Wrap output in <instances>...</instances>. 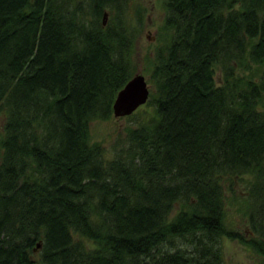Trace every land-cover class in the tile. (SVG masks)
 <instances>
[{"label": "trees", "instance_id": "16d2710c", "mask_svg": "<svg viewBox=\"0 0 264 264\" xmlns=\"http://www.w3.org/2000/svg\"><path fill=\"white\" fill-rule=\"evenodd\" d=\"M127 2L0 0V264H228L225 236L264 264V0H164L150 116L107 159L89 123L138 68Z\"/></svg>", "mask_w": 264, "mask_h": 264}, {"label": "rangeland", "instance_id": "374dc122", "mask_svg": "<svg viewBox=\"0 0 264 264\" xmlns=\"http://www.w3.org/2000/svg\"><path fill=\"white\" fill-rule=\"evenodd\" d=\"M127 3L128 11L131 12L132 16H136V19L132 21V36L134 43L133 53L138 68L132 76L135 73L144 75L147 84L150 86L149 89L151 90L153 85V83H151V75L153 73L154 52L157 46L160 44L163 45L168 38L167 34H165L166 32L159 33V26L162 23L165 13L164 0H128ZM140 14L141 23H138L137 17L140 16ZM103 15L104 17L102 21L103 26H105L107 21V11H104ZM224 67V64L214 66V76L217 82H222L221 78L224 76ZM255 68L256 66L254 64H251L252 70L234 67L233 75L249 78V76L256 75V71H253ZM145 103L148 102L146 101ZM145 103L139 106L132 115H128V117L116 118L113 116L108 120L95 119L90 121V139L102 145L105 158L111 159L114 155V146H118V143L119 145L124 143L122 140L125 139V131L130 126L135 127L137 123L144 121L150 116L151 108L149 105L146 106ZM0 118H2L1 112ZM225 182L226 187H229L228 197L230 196L225 209V227L227 229L235 228L237 234L238 232L241 233L242 236L248 240L249 238L247 237L248 234L246 232L248 231V227L246 226V215L244 213L243 205H240L241 199L238 197L239 195L237 192L241 189V186L238 181L235 182L234 188L228 179L227 181L225 180ZM233 197L234 200H231ZM74 237H78V235L74 234ZM80 239L88 245L93 243L92 240L83 238L82 236ZM222 244L223 252L228 264H258L262 258L261 254L255 252L248 242L241 240L239 237L229 238L225 236L223 237Z\"/></svg>", "mask_w": 264, "mask_h": 264}, {"label": "water", "instance_id": "95a60500", "mask_svg": "<svg viewBox=\"0 0 264 264\" xmlns=\"http://www.w3.org/2000/svg\"><path fill=\"white\" fill-rule=\"evenodd\" d=\"M149 85L144 75L135 73L117 92L113 105V116L116 118L132 114L149 97ZM40 247V242L36 248Z\"/></svg>", "mask_w": 264, "mask_h": 264}]
</instances>
